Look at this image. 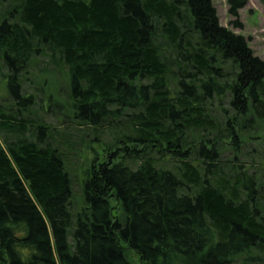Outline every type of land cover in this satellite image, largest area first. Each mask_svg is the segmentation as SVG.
Masks as SVG:
<instances>
[{
    "label": "trees",
    "instance_id": "1",
    "mask_svg": "<svg viewBox=\"0 0 264 264\" xmlns=\"http://www.w3.org/2000/svg\"><path fill=\"white\" fill-rule=\"evenodd\" d=\"M0 83V264H264V60L213 0H0Z\"/></svg>",
    "mask_w": 264,
    "mask_h": 264
},
{
    "label": "rangeland",
    "instance_id": "2",
    "mask_svg": "<svg viewBox=\"0 0 264 264\" xmlns=\"http://www.w3.org/2000/svg\"><path fill=\"white\" fill-rule=\"evenodd\" d=\"M213 4L217 10L221 25L229 28L238 35L244 36L249 41V45L254 54L264 60V5L262 2L260 0H250L246 7L240 11L239 20L243 25L242 28H236L232 24L234 18L229 14L228 0H213ZM37 61L38 65L33 69L31 75L28 76L31 80L30 82H27L26 86L30 93L36 95L37 105L34 109H38L39 112L36 114H39L45 122L52 124L61 130L63 126H61V123L58 121L54 112L52 111L49 113L46 111V108L48 107L46 95L51 92V86L53 85L55 87L53 92L60 90L62 96L61 99H65L67 92L66 81L60 74L43 72L44 69H52V67L48 65V57H39ZM40 82L44 83L43 86L39 85L41 84ZM3 84L4 83H0V91L7 93L5 84L4 86ZM55 109H57V107ZM72 135L68 137V139L73 140L75 143V150L71 153V160L77 164L79 161L87 159L90 156V149L81 153L83 158L79 159L78 153L82 152L84 149L83 145L80 143L82 139L79 138L76 132ZM93 138L94 136L91 134V137L86 140L89 141ZM91 145L93 150L95 149L96 153L102 157V148L96 144ZM75 189L77 195L80 196L81 192L79 184L76 185Z\"/></svg>",
    "mask_w": 264,
    "mask_h": 264
}]
</instances>
